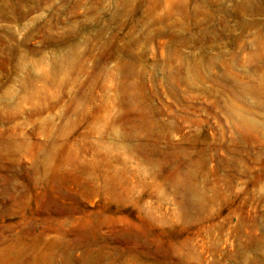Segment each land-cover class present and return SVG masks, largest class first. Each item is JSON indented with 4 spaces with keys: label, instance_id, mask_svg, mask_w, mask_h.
Masks as SVG:
<instances>
[{
    "label": "rangeland",
    "instance_id": "374dc122",
    "mask_svg": "<svg viewBox=\"0 0 264 264\" xmlns=\"http://www.w3.org/2000/svg\"><path fill=\"white\" fill-rule=\"evenodd\" d=\"M0 264H264V0H0Z\"/></svg>",
    "mask_w": 264,
    "mask_h": 264
}]
</instances>
